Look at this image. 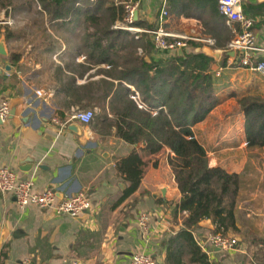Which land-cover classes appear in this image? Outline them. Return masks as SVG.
Returning a JSON list of instances; mask_svg holds the SVG:
<instances>
[{
  "label": "crops",
  "instance_id": "0c3cea01",
  "mask_svg": "<svg viewBox=\"0 0 264 264\" xmlns=\"http://www.w3.org/2000/svg\"><path fill=\"white\" fill-rule=\"evenodd\" d=\"M129 1L137 12L136 20L154 29L165 0ZM240 9L253 20V56L255 61H263L264 3L241 0ZM14 10L18 13L14 18L9 7L1 11L14 20L9 19L10 26L0 25L5 53L0 56V101L5 99L9 105V115L0 123V168L14 172L20 180L25 177L32 193L51 189L62 199L83 192L90 214L73 219L33 206L18 209L10 195L0 194V264H59L64 258L78 264H129L131 254L137 252L163 264L164 243L180 229L185 216L178 213L173 217L171 212L180 199L167 165L172 153L165 148L154 153L144 142L128 145L114 136V129L101 136L90 125L69 122L75 110H93L94 115L103 112L111 119V94L119 84L131 92L133 88L106 76L104 64L86 59L80 32L72 38L71 25L47 23L33 4L18 5ZM167 12L166 31L214 43L196 18ZM216 26L233 37L238 30L237 25L225 22ZM195 44L198 46L181 49L180 55L152 50L144 57L146 62L165 63L175 56L202 53L213 60L208 74L218 104L191 130L208 166L238 177L233 229L223 235L234 239L236 245L222 253L203 242V237L213 234L209 220L200 222L191 235L211 264H264V147H245L243 114L236 102L244 96L264 101V77L228 65L226 59L231 55L222 48ZM35 90L47 97L37 98ZM129 99L142 109L135 92ZM69 123L77 125V133L67 130ZM131 152L148 166L136 190L116 204L126 185L114 164ZM29 163L30 170L21 172ZM141 212L151 215L148 242L140 238L136 227ZM16 231L20 233L15 235Z\"/></svg>",
  "mask_w": 264,
  "mask_h": 264
},
{
  "label": "trees",
  "instance_id": "16d2710c",
  "mask_svg": "<svg viewBox=\"0 0 264 264\" xmlns=\"http://www.w3.org/2000/svg\"><path fill=\"white\" fill-rule=\"evenodd\" d=\"M16 1L0 0V9L14 10ZM24 4L36 5L47 23L74 27L82 37L86 59L104 64L108 68L106 76L133 88L142 109L129 99L133 92L119 84L108 104L111 119L102 112L94 115L88 125L101 136L114 129V136L128 145L144 142L145 148L154 153L164 148L172 153L167 165L180 199L171 212L173 217L178 213L185 216L180 229L164 243L163 264H211L191 231L205 220L214 226L213 234L224 235L233 229L238 190L236 175L208 166L205 152L191 130L218 104L208 74L213 60L196 53L175 56L165 63L146 62L144 57L153 50L150 37L140 33L134 38L127 31L113 28L123 22L125 6L132 4L129 0H30L20 5ZM165 9L175 16L196 18L214 40L211 49L225 51L233 39L232 34L217 29V23L225 22L218 14L217 0H165ZM131 26L150 29L138 20ZM3 34L6 38L7 31ZM190 45L198 46L190 42L187 47ZM12 58L15 61V57L9 60L14 62ZM236 102L243 114L245 147H264V101L244 96ZM153 110L154 115L150 113ZM147 166L134 152L115 162V172L126 185L116 204L136 190Z\"/></svg>",
  "mask_w": 264,
  "mask_h": 264
},
{
  "label": "built area",
  "instance_id": "2783aa9c",
  "mask_svg": "<svg viewBox=\"0 0 264 264\" xmlns=\"http://www.w3.org/2000/svg\"><path fill=\"white\" fill-rule=\"evenodd\" d=\"M264 3V0H256ZM241 0H217L218 14L223 17L226 25H237V32L233 39L227 45L226 51L231 56L226 59L228 65L234 68L247 69L264 77V61H255L254 37L252 32L253 20L245 16L240 9ZM134 7L125 6V16L122 23H117L114 29L127 31L134 38L137 34H147L153 45V50L159 53L170 54L177 50L187 47V44L199 43L203 45H212L209 39H202L190 35L171 33L165 30L163 24L169 14L165 9V2L161 3L158 24L152 30L138 29L131 26L133 21L132 12ZM9 10L6 14L8 15ZM0 25L10 26L11 21L8 17L0 18ZM34 95L37 98H46L43 92L35 90ZM141 108H143L140 105ZM154 114V112H150ZM9 115L8 102L3 99L0 101V122H3ZM94 116L93 110H75L69 116V122L74 121L80 125H88ZM0 194L10 195L14 198V203L18 209L27 206L37 207L38 209L50 210L54 215L65 214L73 219L84 216V211L90 214V203L83 192H78L72 196L57 199L56 194L51 189H46L41 193H32L31 184L28 181H21L18 176L7 168H0ZM151 215L141 212L136 216V227L140 238L144 242L150 240L149 220ZM207 243L219 252L227 253L232 251L236 241L227 238L221 234H210L206 239ZM27 264V263H24ZM59 264H78L76 260L61 259ZM129 264H157L149 255L141 252L133 253L130 256Z\"/></svg>",
  "mask_w": 264,
  "mask_h": 264
},
{
  "label": "water",
  "instance_id": "95a60500",
  "mask_svg": "<svg viewBox=\"0 0 264 264\" xmlns=\"http://www.w3.org/2000/svg\"><path fill=\"white\" fill-rule=\"evenodd\" d=\"M136 17H137V12L134 10V11L132 12V19H133V21L136 20ZM197 51H198V49H197ZM177 54H178V55L181 54V50H180V49L177 50ZM207 54H208L209 56L213 57L214 59L217 58V54H210L209 52H207ZM228 54L231 55L230 52H229ZM0 56H5L4 49H3V43H2V42H0ZM0 123H1V122H0ZM66 128H67V130H69V131H71V132H73V133H77V132H78V127H77V125H75V124H73V123H69V124L66 126ZM30 168H31V164L29 163L27 166H25L23 169H20V170H21V172H28V171L30 170ZM21 181H25V177H23V178L21 179ZM119 187H120V189H123V186H122V185H120ZM162 192H163V191H160V193H162ZM13 200H14V198H13ZM84 214L88 215V211H84ZM200 226H202V227H206V228H209V227H210V224H209V223H201ZM169 231H170L171 233L174 232L172 228H170ZM18 233H20V232H19V231H16V232H15V235L18 234ZM202 241H203V242L206 241L205 237L202 238ZM215 251H218V249H215Z\"/></svg>",
  "mask_w": 264,
  "mask_h": 264
},
{
  "label": "rangeland",
  "instance_id": "374dc122",
  "mask_svg": "<svg viewBox=\"0 0 264 264\" xmlns=\"http://www.w3.org/2000/svg\"><path fill=\"white\" fill-rule=\"evenodd\" d=\"M27 2L29 3L30 0H17L15 3H16V4L18 3L17 5H20L21 3H27ZM24 5H25V4H24ZM9 9H11V14H13L12 16H13V18H14L15 15L18 14V13H16V11L13 10L11 7H9ZM1 11H2V9H0V18H1V15H2V14L4 15L3 17L6 18L4 12L1 13ZM5 12H7V11H5ZM13 12H14V13H13ZM7 16H8V15H7ZM10 17H11V16H10ZM13 18H11V19L14 20ZM9 19H10V18H9ZM11 19H10V20H11ZM69 32H70V34H71V37L74 38L75 35H76V34H75L76 31H75L74 27L71 28V29H69Z\"/></svg>",
  "mask_w": 264,
  "mask_h": 264
}]
</instances>
